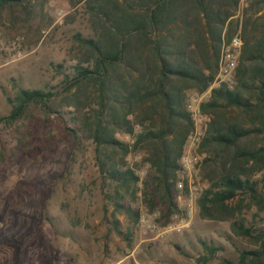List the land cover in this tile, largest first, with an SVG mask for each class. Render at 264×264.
Here are the masks:
<instances>
[{
	"label": "trees",
	"instance_id": "1",
	"mask_svg": "<svg viewBox=\"0 0 264 264\" xmlns=\"http://www.w3.org/2000/svg\"><path fill=\"white\" fill-rule=\"evenodd\" d=\"M49 1L0 0V29L21 36L30 50L49 25ZM240 2L68 0L83 5L91 25L88 35H73V73L58 91L20 88L0 124L14 123L32 107L47 116L68 108L74 141L91 140L103 184L113 186L114 211L137 223L139 211L123 200L140 193L148 211L179 213V158L194 128L187 94L209 87L222 44L238 33L232 85L213 87L200 104L210 118L198 147L205 186L197 205L202 218L230 221L231 231L254 245L240 250L236 262L221 258V264H264V0H246L239 9ZM112 229L123 237L131 232H123L118 218ZM208 249L214 257L223 245L211 240Z\"/></svg>",
	"mask_w": 264,
	"mask_h": 264
},
{
	"label": "rangeland",
	"instance_id": "2",
	"mask_svg": "<svg viewBox=\"0 0 264 264\" xmlns=\"http://www.w3.org/2000/svg\"><path fill=\"white\" fill-rule=\"evenodd\" d=\"M45 12L49 25L30 50L21 36L12 38L0 29V115L9 114L8 100L20 88L62 89L76 62L73 35L91 32L82 4L51 0ZM223 80L227 77L218 76L217 70L210 85ZM199 94L190 90L186 101ZM67 109L47 116L40 107H32L14 123L0 124V264H200L202 259L197 261L195 255L207 256L211 240L223 249L207 264H221V258L236 262L240 250L254 247L231 231L230 221L202 218L198 205L179 232L157 237L156 231L140 225L142 216L161 226L181 219L187 202L177 196V216H161L160 208L148 211L140 193L136 199L123 200L139 211L137 223L114 211L109 199L113 186L103 184L91 140L74 141L68 128L75 125ZM136 158L128 156L130 162ZM200 175L201 168L199 180ZM114 218L120 220L123 232L131 227L127 237L112 229Z\"/></svg>",
	"mask_w": 264,
	"mask_h": 264
},
{
	"label": "built area",
	"instance_id": "3",
	"mask_svg": "<svg viewBox=\"0 0 264 264\" xmlns=\"http://www.w3.org/2000/svg\"><path fill=\"white\" fill-rule=\"evenodd\" d=\"M241 46V36L236 33L232 36L230 41L225 43L222 47L218 76L222 75L223 77H227V80H223L226 83L234 77L236 58L240 52ZM213 87L216 86L209 85L205 91L200 92L199 97L191 96L188 98L187 102L188 111L191 114L194 128L189 134L179 158V169L175 182L177 198L187 202L183 208L184 211L180 217L181 219L175 222H167L161 226L145 216L140 217V225L149 231H156L157 237L163 236L171 231L179 232L186 227L189 218L196 209L197 199L205 186L198 178V171L202 161V154L198 151V147L210 117L200 111V104L209 99ZM174 216L177 215L175 214Z\"/></svg>",
	"mask_w": 264,
	"mask_h": 264
},
{
	"label": "crops",
	"instance_id": "4",
	"mask_svg": "<svg viewBox=\"0 0 264 264\" xmlns=\"http://www.w3.org/2000/svg\"><path fill=\"white\" fill-rule=\"evenodd\" d=\"M228 232L230 233V231H227V233L224 234V235L227 236L229 234ZM195 257H196V260L197 261H199L202 258V263H200V264H207V262H209L212 259V257H210L209 254L207 256H205L204 253H202V254H196Z\"/></svg>",
	"mask_w": 264,
	"mask_h": 264
}]
</instances>
